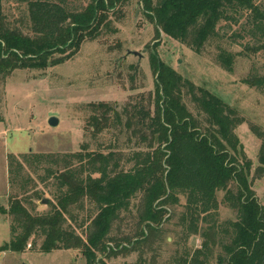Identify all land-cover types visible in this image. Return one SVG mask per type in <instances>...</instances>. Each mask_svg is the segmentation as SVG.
Instances as JSON below:
<instances>
[{
  "label": "trees",
  "instance_id": "1",
  "mask_svg": "<svg viewBox=\"0 0 264 264\" xmlns=\"http://www.w3.org/2000/svg\"><path fill=\"white\" fill-rule=\"evenodd\" d=\"M126 1L0 0L10 12L0 14V76L66 62L86 40L109 30ZM142 7L157 33L195 52L249 12L230 38L245 31L264 49V2L142 0ZM152 52L155 89L145 100L89 104L96 149L86 142L71 153L10 155L11 239L1 251L79 249L87 264H111L139 251L135 264H149L144 245L163 240L184 197L180 225L201 245L167 264H264V203L236 132L243 119ZM233 57L222 52L219 60L232 70ZM246 81L264 90V76ZM257 129V173L263 176L264 132ZM220 192L235 219L220 220ZM44 198L47 209L41 210Z\"/></svg>",
  "mask_w": 264,
  "mask_h": 264
},
{
  "label": "rangeland",
  "instance_id": "2",
  "mask_svg": "<svg viewBox=\"0 0 264 264\" xmlns=\"http://www.w3.org/2000/svg\"><path fill=\"white\" fill-rule=\"evenodd\" d=\"M256 2L261 4L264 0ZM3 8L10 13L8 6L1 3L0 14ZM248 14L238 15L239 23L233 24L232 29L220 30V35L210 38L201 52H195L186 44L157 33L155 24L143 11L142 0H127L109 30L96 39L86 40L66 62L47 69H16L0 76V248L11 239L6 211L10 199V155L21 156L31 151L71 153L86 142L91 150L96 149L97 141L87 127L89 104L103 101L122 106L129 100H145L155 89L156 75L151 65L155 49L162 61L220 97L243 119L236 132L243 154L251 161L253 188L264 203V175L257 173L261 138L256 131L259 128L264 132V90L246 81L252 76H264V49L256 48L257 42L246 36L245 31L242 37L230 38L243 24V15ZM134 51L142 55H135ZM222 52L233 54L232 70L219 60ZM52 116L58 118L57 126L50 124ZM38 186L45 189L46 197L51 196L43 183ZM223 195L224 192L219 193L220 220L235 219L236 214L223 202ZM185 203L182 197L177 214L165 226L163 240L144 245L149 264L153 259L154 264H167L183 257L186 249L194 250L201 245L200 237H186L185 228L180 225ZM38 204L41 210L47 209L46 204ZM138 256L139 251L126 257L120 255L112 258L111 264H135ZM0 264H87V261L79 249L47 253L35 246L24 252L0 250Z\"/></svg>",
  "mask_w": 264,
  "mask_h": 264
},
{
  "label": "water",
  "instance_id": "3",
  "mask_svg": "<svg viewBox=\"0 0 264 264\" xmlns=\"http://www.w3.org/2000/svg\"><path fill=\"white\" fill-rule=\"evenodd\" d=\"M134 54L136 55H139V56H141L142 55V53L141 52H136V51H134ZM50 124L52 125V126H57L58 124H59V120H58V118L57 117H55V116H52L51 118H50ZM47 202H48V198H44L43 200H41L40 201V204H42V205H45V204H47Z\"/></svg>",
  "mask_w": 264,
  "mask_h": 264
}]
</instances>
